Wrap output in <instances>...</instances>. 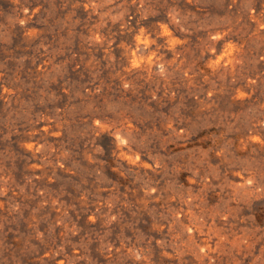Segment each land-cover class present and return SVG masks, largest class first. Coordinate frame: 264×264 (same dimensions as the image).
Listing matches in <instances>:
<instances>
[{
    "label": "rangeland",
    "instance_id": "374dc122",
    "mask_svg": "<svg viewBox=\"0 0 264 264\" xmlns=\"http://www.w3.org/2000/svg\"><path fill=\"white\" fill-rule=\"evenodd\" d=\"M0 264H264V0H0Z\"/></svg>",
    "mask_w": 264,
    "mask_h": 264
},
{
    "label": "trees",
    "instance_id": "16d2710c",
    "mask_svg": "<svg viewBox=\"0 0 264 264\" xmlns=\"http://www.w3.org/2000/svg\"><path fill=\"white\" fill-rule=\"evenodd\" d=\"M194 10H195V8H194ZM194 10H193V11H194ZM176 28H177V27L173 26V29H175V30H176ZM178 29H179V28H178ZM176 31H177V30H176Z\"/></svg>",
    "mask_w": 264,
    "mask_h": 264
}]
</instances>
